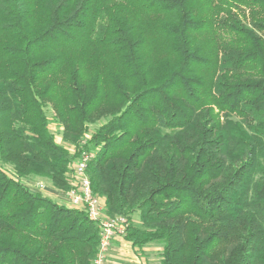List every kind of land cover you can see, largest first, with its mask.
Listing matches in <instances>:
<instances>
[{"label": "trees", "instance_id": "1", "mask_svg": "<svg viewBox=\"0 0 264 264\" xmlns=\"http://www.w3.org/2000/svg\"><path fill=\"white\" fill-rule=\"evenodd\" d=\"M57 129V134L53 131ZM264 264V0H0V264Z\"/></svg>", "mask_w": 264, "mask_h": 264}, {"label": "built area", "instance_id": "2", "mask_svg": "<svg viewBox=\"0 0 264 264\" xmlns=\"http://www.w3.org/2000/svg\"><path fill=\"white\" fill-rule=\"evenodd\" d=\"M87 160L85 156L75 166L74 189L68 192L67 200L70 206L85 209L89 216L100 223V244L99 251L94 264H109V251L113 240L122 236L125 231V218H107L104 214L102 198L95 196L92 189L91 179L87 174ZM35 189L44 191V182H37Z\"/></svg>", "mask_w": 264, "mask_h": 264}, {"label": "rangeland", "instance_id": "3", "mask_svg": "<svg viewBox=\"0 0 264 264\" xmlns=\"http://www.w3.org/2000/svg\"><path fill=\"white\" fill-rule=\"evenodd\" d=\"M53 131L57 134L58 136V141L61 142V137L58 134L57 129L53 127ZM46 185V189L44 192L46 194L51 193L53 191H58L52 187V185L48 181H44ZM30 185L31 188L36 187V182L33 183H27ZM61 194V197H66L68 196V192L62 193L58 191ZM52 194V193H51ZM51 196V195H50ZM58 197L56 201L62 203L61 198ZM160 251H161V246L158 244H148L145 246L143 249H134L133 254L132 252H126L125 254L117 255V258H109V264L112 263V261L117 262V264H161L160 260ZM112 254V253H111Z\"/></svg>", "mask_w": 264, "mask_h": 264}, {"label": "crops", "instance_id": "4", "mask_svg": "<svg viewBox=\"0 0 264 264\" xmlns=\"http://www.w3.org/2000/svg\"><path fill=\"white\" fill-rule=\"evenodd\" d=\"M51 193H48L47 195H49V196L51 195L50 197L53 198V199H55V200L58 197H60L61 200H62V203H65L67 205H70L69 202H68V200H67V197H61V194L58 191H53ZM102 202L104 204V201L103 200H102ZM134 249L136 250V248H134L130 242L126 241L122 236H117L113 240L112 246L110 248L109 258H117V255L125 254L126 252L127 253L128 252H132V251H134ZM131 254H133V252ZM111 264H117V262L112 261Z\"/></svg>", "mask_w": 264, "mask_h": 264}]
</instances>
